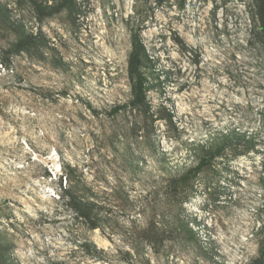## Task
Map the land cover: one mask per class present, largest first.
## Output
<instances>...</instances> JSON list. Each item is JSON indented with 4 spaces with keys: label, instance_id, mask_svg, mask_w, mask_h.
<instances>
[{
    "label": "rangeland",
    "instance_id": "374dc122",
    "mask_svg": "<svg viewBox=\"0 0 264 264\" xmlns=\"http://www.w3.org/2000/svg\"><path fill=\"white\" fill-rule=\"evenodd\" d=\"M254 8L0 0V264H264ZM134 35L143 102L130 106Z\"/></svg>",
    "mask_w": 264,
    "mask_h": 264
},
{
    "label": "trees",
    "instance_id": "16d2710c",
    "mask_svg": "<svg viewBox=\"0 0 264 264\" xmlns=\"http://www.w3.org/2000/svg\"><path fill=\"white\" fill-rule=\"evenodd\" d=\"M255 2V8H254V12H252V20L254 21V17L256 18L257 15V19H258V28L260 30V32L264 33V12L261 9V7L259 6L256 10V0H254ZM133 48L131 53L129 54V58H128V67H127V74H128V79L130 81V85H131V100L129 102L130 106H136L139 105L143 102V97H142V84H141V80H140V73H139V67H140V60H141V47L139 44V40L137 38L136 35H134L133 37ZM123 107H114L111 111V114H116L118 113L120 110H122ZM219 154V151H216L210 155H208L207 157H205L204 159L200 160V162L197 164V166L189 171L188 173H186L182 179L183 180H187L189 179L191 176H195L197 173L200 172V170L213 158H215L217 155ZM77 204V209L76 211L78 212L79 216L81 218H83L86 223L88 224V227L90 229H95L96 228V223L91 219V213H90V209L87 208L86 203L83 204Z\"/></svg>",
    "mask_w": 264,
    "mask_h": 264
}]
</instances>
